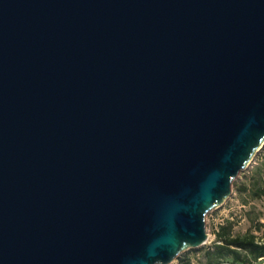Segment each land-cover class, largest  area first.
Here are the masks:
<instances>
[{
	"label": "water",
	"instance_id": "95a60500",
	"mask_svg": "<svg viewBox=\"0 0 264 264\" xmlns=\"http://www.w3.org/2000/svg\"><path fill=\"white\" fill-rule=\"evenodd\" d=\"M264 145V0H0V264H171Z\"/></svg>",
	"mask_w": 264,
	"mask_h": 264
},
{
	"label": "rangeland",
	"instance_id": "374dc122",
	"mask_svg": "<svg viewBox=\"0 0 264 264\" xmlns=\"http://www.w3.org/2000/svg\"><path fill=\"white\" fill-rule=\"evenodd\" d=\"M257 168L261 170L264 183V145L259 149L250 165L241 171L233 182L231 196L222 205L207 214V242L198 248L184 251L171 264H180L183 257L191 258L192 264H207L209 257L207 250L210 248L212 250L217 240V231L222 224H226L228 221L233 222L232 233L234 235L252 233L256 236V240L264 241V195L255 198L249 193L238 191L240 184L250 182V178L255 174ZM221 264H233L231 257L224 259ZM253 264H264V257L254 259Z\"/></svg>",
	"mask_w": 264,
	"mask_h": 264
},
{
	"label": "trees",
	"instance_id": "16d2710c",
	"mask_svg": "<svg viewBox=\"0 0 264 264\" xmlns=\"http://www.w3.org/2000/svg\"><path fill=\"white\" fill-rule=\"evenodd\" d=\"M261 170L256 169L250 182H244L238 187L240 193H249L252 197L259 198L264 195V183ZM233 222L222 224L217 231V240L211 250H207V264H221L222 261L231 257L233 264H253L254 259L264 257V241L256 240L252 233L234 235L232 233ZM180 264H192L189 257L181 258Z\"/></svg>",
	"mask_w": 264,
	"mask_h": 264
}]
</instances>
